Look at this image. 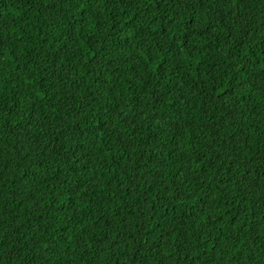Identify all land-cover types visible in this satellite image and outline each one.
Segmentation results:
<instances>
[{
    "label": "trees",
    "instance_id": "16d2710c",
    "mask_svg": "<svg viewBox=\"0 0 264 264\" xmlns=\"http://www.w3.org/2000/svg\"><path fill=\"white\" fill-rule=\"evenodd\" d=\"M0 264H264V0H0Z\"/></svg>",
    "mask_w": 264,
    "mask_h": 264
}]
</instances>
